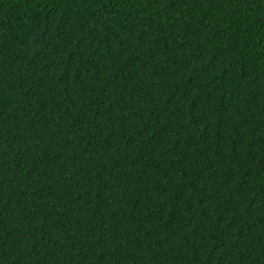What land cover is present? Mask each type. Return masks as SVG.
Here are the masks:
<instances>
[{"label":"trees","instance_id":"16d2710c","mask_svg":"<svg viewBox=\"0 0 264 264\" xmlns=\"http://www.w3.org/2000/svg\"><path fill=\"white\" fill-rule=\"evenodd\" d=\"M0 264H264V0H0Z\"/></svg>","mask_w":264,"mask_h":264}]
</instances>
